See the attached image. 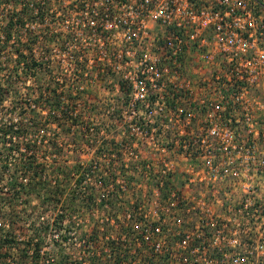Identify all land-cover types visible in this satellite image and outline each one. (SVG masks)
Masks as SVG:
<instances>
[{
	"label": "built area",
	"instance_id": "2783aa9c",
	"mask_svg": "<svg viewBox=\"0 0 264 264\" xmlns=\"http://www.w3.org/2000/svg\"><path fill=\"white\" fill-rule=\"evenodd\" d=\"M15 15L24 22L15 26L21 35L40 23L58 27V49L28 51L14 30L10 38L0 35V52L12 48L7 66L0 56L6 78L20 60L16 44L25 62L46 66L57 57L59 82L102 80L107 95L119 93L70 106L101 113L89 126L94 142L110 136L114 123L123 127L122 150L102 151L85 180L72 185L91 201L58 211L37 264H55L50 253L57 248L69 256L62 264H264V0H0V32ZM18 67L20 76L25 68ZM6 78L1 87L10 97L14 84ZM35 89L32 100H19L39 112ZM12 108L0 126L13 130ZM42 127L24 137L40 150L53 137ZM5 139L7 148L16 142ZM128 170L137 184L124 176ZM135 190L126 207L123 197Z\"/></svg>",
	"mask_w": 264,
	"mask_h": 264
},
{
	"label": "trees",
	"instance_id": "16d2710c",
	"mask_svg": "<svg viewBox=\"0 0 264 264\" xmlns=\"http://www.w3.org/2000/svg\"><path fill=\"white\" fill-rule=\"evenodd\" d=\"M16 16L17 15H15V17ZM50 16L51 15L46 14V18H49ZM17 18L18 19H16L15 22H13V19L11 18L7 23L8 29L4 31V35L7 38H10L12 30L19 32L18 27L15 26L24 24L20 16H17ZM40 18H45V15H40ZM51 18H54V16H51ZM28 19L31 20V16L28 15ZM51 21L53 22V20ZM47 30H49V28H47ZM15 36L17 38L19 37V34L17 33ZM28 38L33 39L31 35H29ZM2 47L5 48L6 45L3 44ZM24 49L29 51L31 50V47L26 46ZM15 52L20 59L23 60L24 55L20 50L15 48ZM18 61L16 62V67L13 68L14 75L12 74L13 76L11 75L5 79L6 85L12 86V84L17 83V80L19 82V80L28 79L30 77V79L39 86L35 89L38 93L34 103L36 105L40 104V111L37 112L29 107H26L27 110L23 109L20 105L21 100L20 102H17V100L15 101V98H17L15 92L12 110L18 121L13 124V130L9 127L0 126V183L4 180L6 175L5 169L9 165H12L11 171L8 173L7 186L12 194L13 200L17 201L21 196L20 194H25V196H32L35 194L37 198H40L41 195L39 192H41V194L45 193V199H43L44 202L46 201L48 204L57 205L58 197L64 196L66 194V189L71 190L72 185L82 183L86 178L85 175L87 174L89 167H92L91 162L86 164L78 158L72 162L69 159L68 161H61V159L68 157L69 155L65 150L67 144L75 143L78 134H81V139L82 137H91L89 134V126L93 121V115L100 118H103V116H100L101 113L97 114L95 110H82L79 113L77 110H73V108L70 107L72 102L74 103L79 97L80 99L85 98V96H81L79 92L78 95L75 94L80 87L79 82L82 83L83 80L62 78V81L59 82L58 78L55 77L56 75L50 73H46L45 77L42 75L38 76L35 72H37L38 69L43 70L45 66L44 64L36 63L33 60L25 62V69L29 70L31 75H25L26 78H22L16 75L17 67L19 66ZM32 72H34V74H32ZM112 81H109V86L113 85ZM118 85L120 87L121 97L127 98L128 89L125 83L118 81ZM33 91L34 89H32V87L28 88L29 99H31ZM8 96L9 91L1 87L0 80V105L5 98H8ZM89 103L90 102L85 99V106ZM111 117L116 119L114 115ZM99 121L102 120L99 119ZM39 126L46 127L47 131H50L53 135L52 138L48 139V144L46 146V158L48 159V163L47 161L40 162L38 160L37 152L38 150L41 152V150L37 147V143L33 140H27L26 142L24 138L26 135L31 137L34 136ZM8 135H13L16 141L10 148L6 147L5 138ZM60 137H69L68 143L65 144L66 142H64L62 145L58 141ZM22 138H24V141L21 142L20 140H22ZM9 157L13 158L10 160ZM58 160H60L59 163ZM168 182H170V180ZM52 185L55 189L51 188ZM65 197L67 201L64 205H67L66 208L68 210L76 207L80 201H91V197H89L87 193H84V195H82L83 198L81 199L74 192H71ZM10 221L8 220L10 225L7 224L6 226L10 229L9 231L3 232L0 230V264H13V262H8L9 255H11V251L13 250L17 251V253H21L19 254V260L22 261L21 258L26 257L27 251L33 248V257L35 260L38 259L37 251L43 246L46 236L51 234L50 231L53 230V228L55 230L58 227V221L51 223L52 228H50V225L42 226L40 223H38V225L35 224L29 231L30 235L28 236L26 233L27 240L18 241L17 236H12L11 234V228L13 230L14 222L16 220ZM21 234L23 235V232Z\"/></svg>",
	"mask_w": 264,
	"mask_h": 264
},
{
	"label": "rangeland",
	"instance_id": "374dc122",
	"mask_svg": "<svg viewBox=\"0 0 264 264\" xmlns=\"http://www.w3.org/2000/svg\"><path fill=\"white\" fill-rule=\"evenodd\" d=\"M2 22H3V27H4L5 21L2 20ZM51 26H52V29H51V31H49V30H47L46 24L43 25V23H40L39 27H36L35 29H30V31L26 30L25 32H23L22 35L20 32H17V31L16 32L14 31L13 34L16 35L18 33V34H20L19 35L20 38H22L23 40H28V42H29L28 45L30 47L35 46V49L37 48V50H36L37 53L39 52V49L44 50L47 47L51 48V49H58V27H54L53 25H51ZM5 30L6 29L1 30L0 35L3 36ZM54 30H56V31H54ZM2 32H3V34H2ZM29 35H31L33 37V39H29L28 38ZM15 38H16V36H15ZM37 41H40L39 44L36 43ZM45 43H47V44H45ZM45 46H46V48H45ZM13 47L14 48L16 47L17 49L22 48V46L19 44H16ZM48 48L46 49V52L49 55ZM4 49L5 48H2V50H4ZM11 50H12V48L10 47L4 52H0L1 59L4 61L6 60L4 62L6 66L8 63V59L12 54ZM53 59H54V61H52L51 63H47V66H45V69L44 68H43V70L38 69V71L35 73L38 74V76L42 75L43 77H45V73H50V74L57 76L58 75V67H59L58 58L53 57ZM18 64H19L18 68H22V67L25 68V61L24 60L20 59L18 61ZM9 65L11 66V64H9ZM6 66L3 69L0 68V80L3 79V76H4V78H6V75L9 73L8 72L9 67H6ZM29 72H30L29 70L23 69L21 71L20 77L26 78L25 75L28 74ZM88 80L90 81L89 84L87 81H86L87 83L79 82L80 86L84 87V86H86L85 84H88V86L86 87L87 91H85L81 94V96L84 95L85 98L81 99V101H79L77 103L78 105H80V102L84 103L85 99L88 101L89 100H97V99L101 100L102 99L104 101V99L107 100L106 99L107 97L115 100L116 96L117 97L119 96V93H117V95L112 94V93H109L107 95V93H105V91H103L104 87H101L102 84H104V82L102 80L99 81L100 85H98V80H96L94 83L92 82V80H90V79H88ZM19 81L23 82L22 84H20V87L17 84H14L13 88H11L12 94L10 95V97L8 96V98L7 99L5 98V100L3 98L4 101L0 105V122H2L3 118L4 119L12 118L9 116L11 114L10 108L13 107V105H14V99H13L14 94H15L14 92H16L17 98H15V101L17 100V102H20V100H19L20 98H21V100H23V98H25V99L29 98L28 90L26 89V83H28V82H26L27 80L23 79V80H19ZM28 81H29V87H32V89L39 87L38 85L35 84V82L33 80H31V81L28 80ZM108 81H112V79L105 80V82H108ZM114 81L115 80H113L112 82H114ZM23 88H25V90H23ZM33 97H34V95L31 94V100L33 99ZM78 99H80V97ZM73 104L74 103L72 102V106H73ZM80 111H82V110H78L77 112L80 113ZM95 119L96 118H94V120ZM42 128H44V127H42ZM112 128H114L115 130L111 131L110 136L106 137L105 140H102L99 143L94 142L95 138H93V137L96 135H92V137H89V138L82 137V139H81V134H78V138H77L76 142L75 143H69V144H67L69 137L68 138L60 137V139L58 141L62 145L64 144V142H66L65 144H67V148L65 150L69 154L68 157L61 159V161L62 160L68 161V159H69L72 162L76 158H78L79 160H81L87 164L88 162H91L93 159H95V157H97L99 154H102V151H104V153L106 152V153L118 154L119 151L122 150V146H121L122 143H120V142H123V135L119 134L120 131L123 132L122 123L121 122L120 123H114ZM124 128H125V126H124ZM108 131H110V130H108ZM111 134H115L114 137L117 139L113 140L111 137ZM90 138H92V139L90 140ZM96 144H98V146ZM46 155H47V150H46V148H43L41 150V152H39V154H38V160L40 162H46L47 161V163H48V159H46ZM96 161L99 162V160H96ZM59 162H60V160H58V163ZM115 164L117 165V167L122 165L123 159H121L119 156H117V160H116ZM181 166H182V164H179V167H181ZM127 173L128 174H125L124 176L129 178L131 180V182H133L132 184H137V183H135V181H137L136 176H138V175H135L136 173L132 170L130 172L128 170ZM110 177H112V175H110L109 178ZM7 179H8V175H5L4 181L5 180L7 181ZM109 183H111L110 180H109ZM103 184H105V183L103 182ZM51 188L55 189V187H53V185ZM48 190H50V189H48ZM71 192H73V190L66 189V191H65L66 194L64 196L58 197V204L57 205L48 204V203H46V201L44 202L43 199H45L44 198L45 193L41 194V192H39L41 195L40 198H37L35 196V194L32 196H29V195L25 196V194H20L21 196L18 199V200H21V204H20V203H17V201L12 199V194L10 193L8 188L6 190H4L2 188L1 192H0V230L3 232L9 231L10 229H8L6 227L7 224L10 225L8 220L9 221L10 220H16L14 222L13 230L10 226L11 234H12V236H19L23 240L26 241L27 240V234H28V236L30 235L29 231L33 228V226L35 224L38 225V223H40L42 226L47 225V224L51 225V222H53V220L55 222L58 221V211L60 209H63V210L67 209L66 208L67 205H64L65 202L67 201L65 196L70 194ZM136 198H137L136 190L134 192V195L127 196L126 199L123 197L124 202L126 204V207H128L129 202L134 203V200H136ZM112 200H115V198H112ZM13 201H15V202H13ZM113 209H117V207H115ZM86 216L89 217V215H87V214H86ZM41 218H42V220H41ZM16 232H17V234H16ZM22 232H23V235L21 234ZM51 234H52V232H51ZM47 238H51V237H47ZM45 246H50V243L47 245H44V243H43L42 247H45ZM55 246H58V245L56 244ZM31 249H33V248H31ZM63 252H64L63 249H58V248L55 249L54 251H51L50 258H52V257L55 258V264H58V259L60 260L59 263L62 264L66 261V259L69 258V256L66 254H63ZM19 254H21V253L20 252L17 253V251H15V250L11 251V255H9L8 262H13V264H37V262L39 261L37 259L35 260V258L32 255H29L28 253H27L28 255L26 254V257H24V258L22 257L23 259L21 258L22 261H20L19 260V257H20ZM46 256L48 257V254ZM95 264H97V263L95 262Z\"/></svg>",
	"mask_w": 264,
	"mask_h": 264
}]
</instances>
